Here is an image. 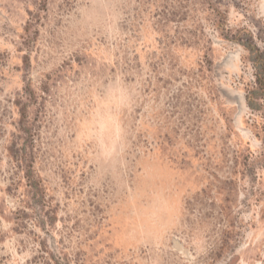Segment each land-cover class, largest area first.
I'll return each instance as SVG.
<instances>
[{"label":"rangeland","instance_id":"374dc122","mask_svg":"<svg viewBox=\"0 0 264 264\" xmlns=\"http://www.w3.org/2000/svg\"><path fill=\"white\" fill-rule=\"evenodd\" d=\"M116 2L111 38L94 0H0V264H264V0ZM117 78L105 160L81 125Z\"/></svg>","mask_w":264,"mask_h":264},{"label":"clouds","instance_id":"9594fccd","mask_svg":"<svg viewBox=\"0 0 264 264\" xmlns=\"http://www.w3.org/2000/svg\"><path fill=\"white\" fill-rule=\"evenodd\" d=\"M122 16L123 11L116 0H94L91 23L103 28L109 37L118 35ZM134 97L133 89L117 78L96 94L94 107L82 121L81 136L94 141L105 160L118 159L124 152L127 132L123 115L132 107ZM169 213L170 206L165 197H149L144 210V231L153 233L165 226ZM194 244L200 249L202 238H195Z\"/></svg>","mask_w":264,"mask_h":264},{"label":"trees","instance_id":"16d2710c","mask_svg":"<svg viewBox=\"0 0 264 264\" xmlns=\"http://www.w3.org/2000/svg\"><path fill=\"white\" fill-rule=\"evenodd\" d=\"M247 47H249V45H247ZM250 50H252V47H249ZM250 104V101H249ZM54 264H59L58 262H55Z\"/></svg>","mask_w":264,"mask_h":264}]
</instances>
